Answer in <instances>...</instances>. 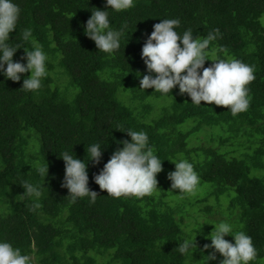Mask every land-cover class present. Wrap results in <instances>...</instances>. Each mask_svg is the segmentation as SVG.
<instances>
[{
	"label": "trees",
	"instance_id": "1",
	"mask_svg": "<svg viewBox=\"0 0 264 264\" xmlns=\"http://www.w3.org/2000/svg\"><path fill=\"white\" fill-rule=\"evenodd\" d=\"M16 3L21 12L9 41L26 49L31 39L39 42L48 75L39 90L27 92L20 89L23 76L13 82L0 75V240L29 255L31 264H204L212 249L201 252L211 241L199 235V218L217 215L220 223L231 213L233 231L251 236L258 250L250 264H264V0H134L130 9H108L114 29L127 25L113 55L84 35L91 11L103 9L104 0ZM173 18L180 20L181 35L189 28L197 37L219 30L210 58L254 67L247 111L233 115L214 103L194 105L178 87L167 96L138 89L146 74L144 40L160 19ZM24 29L31 30L29 41L22 39ZM22 55L18 49L13 60ZM126 129L146 132L163 160L158 190L150 196L113 198L92 179L122 147L117 142L130 140L119 131ZM94 143L102 146V158L88 162V187L98 196L95 203L89 197L72 203L61 187L60 155L72 149L87 162ZM178 159L194 165L198 185L208 184L204 196L187 200L188 193L170 191L167 174L175 166L169 160ZM46 163L44 180L39 168ZM25 181L42 186L38 198L23 195ZM195 234L197 250L181 254L179 241ZM216 255L208 264H219Z\"/></svg>",
	"mask_w": 264,
	"mask_h": 264
},
{
	"label": "clouds",
	"instance_id": "2",
	"mask_svg": "<svg viewBox=\"0 0 264 264\" xmlns=\"http://www.w3.org/2000/svg\"><path fill=\"white\" fill-rule=\"evenodd\" d=\"M133 6L134 0H104L103 9L94 8L91 11L83 26L84 35L94 42L98 51L113 55L119 50L127 28L124 25L114 29L108 9L120 12ZM20 12L16 0H0V75L13 82L21 81L23 76L20 89L26 92L37 91L48 75V57L42 45L31 39L30 29H24L21 34L24 41L31 39L30 49L9 41V34L16 31ZM179 25L180 20L175 18L160 19V22L153 25V30L141 48L140 56L146 66V74L139 79L138 89L144 91L151 88L153 92L167 96L178 87L179 94H186L194 105L201 106L202 101L206 104L214 103L226 107L233 115L247 111L250 105L247 85L255 79L254 67L237 58H222L219 55L210 58V44L216 39L218 29L209 32L206 37H197L191 28L181 35L176 31ZM21 48L23 55L14 61V54ZM206 61H211L207 67L204 66ZM26 73L28 75L25 76ZM119 131L126 133L130 140L117 142L122 147L111 153L108 161L92 179L101 190L107 192V196L113 198L150 196L158 190L156 177L163 170V160L155 154L146 132L132 129ZM87 155V162L76 158L72 149L60 155L64 162L61 187L68 190L72 203L83 197H89V202L95 203L98 196L97 192L88 187L87 165L88 162L93 165L100 163L102 146L99 143L91 144ZM169 161L175 166L174 171L167 174L171 182L170 191L193 192L199 184L194 165L187 159ZM39 174L45 180L48 174L47 163L39 168ZM20 185L24 189L23 195L37 198L41 195L42 186L27 181ZM200 223L201 226L205 223L213 225V230L205 237L211 243L204 244L201 249V252L212 249L205 256L204 264L215 261L217 253L222 257L219 264H250L257 260L258 250L251 236L244 231L233 233L232 225L227 222L212 224L202 220ZM196 234L192 239L179 241L176 248L181 254H187L191 249L197 250ZM229 235L233 237L231 242L225 239ZM0 264H31V257L21 254V250L14 248L11 243L0 240Z\"/></svg>",
	"mask_w": 264,
	"mask_h": 264
},
{
	"label": "rangeland",
	"instance_id": "3",
	"mask_svg": "<svg viewBox=\"0 0 264 264\" xmlns=\"http://www.w3.org/2000/svg\"><path fill=\"white\" fill-rule=\"evenodd\" d=\"M159 101H162V100H159ZM207 185H208L207 183L202 184V185H197V187L193 190V192L188 193V194L186 193L187 194L186 199L187 200H192L196 196H200V197L204 196L205 195L204 192L206 191ZM225 198L227 199V197H225ZM221 199H222V197H221ZM227 202H228V200H227ZM208 203L215 205V198L212 197V196H209ZM222 203L225 205L226 204V200L225 201L222 200ZM231 215H232L231 213H224V216H225V221L224 222H227V223L231 224V222L233 221ZM201 219H202V217L199 218V222L202 221ZM217 219H218L217 215H210L209 219L207 220V222L218 224V222L216 221ZM235 222H238V220L235 219ZM205 225H210L211 228L206 229L204 226H201V228L199 229V235L201 237H204V239H206L205 237L208 236L210 234V232L213 230V225H211V224H205ZM231 225H232L233 229L237 226L236 223L231 224ZM186 230H190V228H188ZM233 233H235V232L233 231ZM225 239L231 242L233 240V237L229 235V236H226ZM206 240H208V239H206Z\"/></svg>",
	"mask_w": 264,
	"mask_h": 264
}]
</instances>
